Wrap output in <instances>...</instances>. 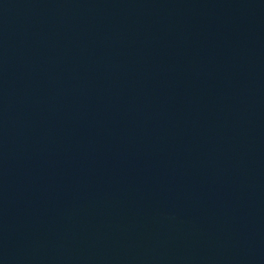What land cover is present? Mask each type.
<instances>
[{"label":"water","instance_id":"1","mask_svg":"<svg viewBox=\"0 0 264 264\" xmlns=\"http://www.w3.org/2000/svg\"><path fill=\"white\" fill-rule=\"evenodd\" d=\"M0 264H264V0H0Z\"/></svg>","mask_w":264,"mask_h":264}]
</instances>
